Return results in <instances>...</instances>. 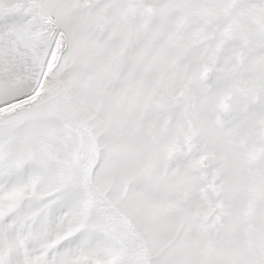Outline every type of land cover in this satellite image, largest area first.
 Masks as SVG:
<instances>
[{
  "label": "snow or ice",
  "instance_id": "6c2138e0",
  "mask_svg": "<svg viewBox=\"0 0 264 264\" xmlns=\"http://www.w3.org/2000/svg\"><path fill=\"white\" fill-rule=\"evenodd\" d=\"M0 264H264V0H0Z\"/></svg>",
  "mask_w": 264,
  "mask_h": 264
}]
</instances>
